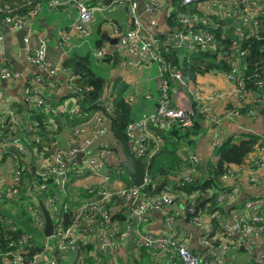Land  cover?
Wrapping results in <instances>:
<instances>
[{"label": "built area", "instance_id": "obj_1", "mask_svg": "<svg viewBox=\"0 0 264 264\" xmlns=\"http://www.w3.org/2000/svg\"><path fill=\"white\" fill-rule=\"evenodd\" d=\"M107 0H46L48 7L60 9L73 8L76 10V18L70 26V31H64L60 35L62 42L70 37L71 31L85 35L87 26L95 20V12L105 9ZM209 2L204 13H178L180 28H174L167 33L165 41L152 33L138 13L136 0H111L108 6H120L127 9L128 21L124 27H116L118 41L114 48L119 54L134 57L138 63L153 62L156 64V82L158 93L155 96V111L138 120L129 121L126 124L124 134L129 142L130 150L135 158L141 159L145 165L143 184L128 186L115 185L110 172L120 169L121 160L114 155L108 142L98 141L108 131L107 120L112 115V101L102 95L99 100L100 109L95 111L92 120V136H83L84 126L75 125L67 132L66 144L56 147L49 155L41 153L35 157L36 172L41 176V182L33 186L30 194L27 211L33 216L32 226L42 231L44 237L40 239L41 248L30 253L28 240L25 235L8 237L6 247H0V264H58L59 256L64 264H85L90 257L91 264H119L121 257V245L129 240L136 245L134 252L139 255L141 248L146 249L151 255L176 256L181 264H226L227 252L231 248H243L249 254L250 264H264V194L249 197L243 200L241 207L232 208L229 213L214 212V216L220 225L219 239L202 235L200 243L205 252L200 254L193 251L187 244L190 230L187 226L181 228L172 227L164 233H152L140 230L141 222L148 220L152 211L163 210L166 206L174 204L176 193L169 185L164 190L147 194L142 188L149 182L147 178V165L151 152L148 150V142L157 141V137L151 132L149 125L156 123L160 127H168L180 122L183 126L191 125L189 114V98L186 90L189 83L182 75L169 67L159 49L168 51L171 48L187 47L192 49L196 45L208 46L213 43L212 34L206 29L209 18L215 14L221 17L233 16L242 19L238 22L235 31L240 37L245 35L244 28L254 32L259 25V16L264 17V0H204ZM202 0H180L181 5L200 4ZM145 12L151 22L162 8L158 0H148L144 4ZM40 11V5L25 16H6L0 23V83H16L20 74L6 66L1 54V47L5 39L6 29H22L28 21ZM117 26V25H115ZM25 44L31 39L28 35L23 38ZM106 52L104 45L93 49L91 53L100 57ZM47 45L42 39H37L36 45L26 50L25 58L36 69L47 74L44 78L41 74H35L33 83L28 82L22 90V99L30 106L45 107L51 114L66 113L65 109L51 107L40 92L37 84L53 86L52 77L57 70L51 68L47 61ZM237 67H232L224 73L226 79L234 81ZM171 81L177 82L181 89L175 91L171 87ZM72 91L77 93L80 88L73 86ZM238 97H242L239 89H235ZM193 94L197 97L196 92ZM6 91L0 87V154L9 155L16 161V167L12 171L11 181L5 186L0 185V198L7 195L9 199L17 196L19 187L23 181L24 171L28 167L34 154L29 143L22 140L11 131L21 128L35 131L36 120H23L18 115L3 107ZM254 101V100H253ZM252 101V102H253ZM256 101V100H255ZM263 102V99H258ZM202 102V101H201ZM258 105H254L257 108ZM77 105L71 112H79ZM201 111L214 122L218 119L212 114L211 107L207 104L201 106ZM238 109L231 111L237 115ZM255 112L248 111V115ZM7 120V124H4ZM9 123L11 125H9ZM82 153L80 163L72 161L78 153ZM121 159V158H120ZM201 165V159L196 155L190 156V165L185 168L182 177L185 181L193 179L194 172ZM264 166V141L260 142L249 157L241 164L229 166L222 179L236 178L249 171V181L255 184L258 181L255 172ZM76 179H93L86 184L82 191L87 197L69 213V205L64 201L68 196V188L71 177ZM263 178V176H260ZM50 182V184H48ZM72 189V187H71ZM229 192L218 195V199L228 198ZM43 196V198H40ZM184 204L181 208L173 209L167 213V223H174L181 219L185 213L195 210V203L188 195L184 196ZM40 200L49 206L53 229L49 236L44 234V218L37 213ZM120 208L127 211L129 219L119 220ZM69 213V220L65 223V214ZM4 220L0 218V223ZM262 222V223H261ZM190 225L199 227L201 219L198 216L190 217ZM261 223V224H260ZM8 230H16V226L8 221ZM219 241V242H217Z\"/></svg>", "mask_w": 264, "mask_h": 264}, {"label": "crops", "instance_id": "obj_2", "mask_svg": "<svg viewBox=\"0 0 264 264\" xmlns=\"http://www.w3.org/2000/svg\"><path fill=\"white\" fill-rule=\"evenodd\" d=\"M110 1L111 0H107L104 2L105 9L103 11L95 12V20L87 26L88 31L85 35L79 34L76 31H71L69 39L65 42L61 41L60 35L64 31H70V26L76 18V10L73 8L60 9L48 7L44 0L40 1V11L32 19H30L26 25L28 29L27 35L31 39L29 43L25 44L23 40L24 37L22 38L23 44L18 41L15 33L21 29L5 30V39L1 47V54L5 60L6 66L20 74L19 80L16 83H0V87L6 91V97L3 103V107L5 109L18 115L23 120H28V115L25 110L35 107L30 106L25 102L27 107L25 108L21 104L24 111L18 112L14 108V104L17 102L21 103V100H23V87H25L28 82L33 83L35 74H41L44 78L47 77V74L44 71L36 69L33 65L28 63L25 58L26 50L31 46L36 45L37 39H42L46 42V57L48 64L51 68H55L57 70L56 75L51 78L53 81L52 87L44 86L41 83L37 84V87L40 92H42L43 97L51 107L65 109L66 113H70L77 107L78 104L76 99L72 95L73 85L71 82H73V80L70 79L72 69L69 67L65 68V60L73 53L85 54L90 52V50H93V48L96 47V43L98 41L106 47V50H111L116 47L118 34L115 31V28L124 27L128 21V15L127 9L124 7L108 6ZM136 1L138 3V13L141 19L144 24L151 29L152 33L156 35L167 34L170 30L174 29L170 28L168 17L175 11H177V14L181 13V10L179 7H176V4L172 3L173 0H158L162 3V8L156 17L155 22L150 21L148 14L144 10V4L148 0ZM208 3L209 2L204 1L200 2V4H196L195 11L190 13H204L207 10ZM227 18L228 20L221 24V29L224 31L228 29L233 30L236 27L235 25L238 23L236 21L233 22V16L229 15ZM160 24L166 26V32H164ZM180 50L185 51L193 49L183 47L180 48ZM92 65L97 71L106 77L107 83L104 94L109 100L107 102L110 103L112 101L111 103L113 105V96L111 95L113 94L121 95L124 101L128 104L129 121L138 120L155 111V96L158 93L156 82L157 69L155 63L151 61L147 63H138L134 57L120 54L114 63L112 59L107 61L93 58ZM188 83L189 90L187 89L186 91H189V93L192 92V94L193 92H196L198 100H200V102L202 101L203 104L209 105L211 107L212 114L218 119L217 122H214L209 118V115L202 113L203 130L196 138V143L190 151V156L196 155L201 159L200 167H205L208 163L213 164L216 162L217 157L213 154L214 148L228 138L239 139L245 133H252L259 136L260 140L258 143L264 141L263 118L260 114V110L264 108V106L254 109L253 112L255 113L252 115L245 113L241 114V112L237 115L231 114L232 110L237 108L240 109V107L250 104L255 99L257 94H254L251 91H243L242 93H244V95H242V97H238L235 93V83L226 79L224 73L219 72L199 74L196 76L194 83ZM171 87H173V90L175 91L181 89L178 83L174 81ZM189 106L192 109L190 99ZM94 113L88 120L77 123V125L81 124L84 126L83 136H92L93 134L92 120L90 121V119ZM72 127L64 128L61 132L54 135L56 140L54 149L58 146L66 144L67 132L72 129ZM107 127L108 131L105 135H102L98 141L108 142L112 147L114 155L118 157L119 160H122L123 153L117 144V139L114 134V130L112 129V121L109 117L107 120ZM35 135L36 134L32 133L33 139L35 138ZM26 143H28V141H26ZM118 148H120L119 151ZM229 166L232 167L234 164ZM15 167L16 161L9 155V153H6L5 155L0 154V185L5 186L11 181L12 171ZM118 171L119 169L117 171H113L112 173L110 172V175L115 182L114 184L117 186H128L125 180L126 178H122ZM183 171L184 169H182L180 175H182ZM124 172L127 174L125 169ZM204 173L205 172L203 170L198 168L195 172V177L203 175ZM255 175L258 177V181L255 184L249 181V171L243 172L238 179H219L221 185L225 186L227 188L226 191L230 193V196L225 199L222 198L219 200L217 197V200L220 201V205H222L221 207L226 210L225 213H229V211L234 207H241L243 200L246 198L264 194V166L256 171ZM260 176H263V178H260ZM127 178L130 180L128 174ZM92 182L93 179H76L75 176L71 177L67 193L68 196L64 200L67 201L69 208H71L72 205H74V208L77 207L87 197L84 192V186ZM170 186L172 187L173 192H177L174 204L166 206L162 211L157 210L149 213L148 220L146 222H141L139 228L140 230L152 233H164L169 231L172 227L181 228L183 226H187L190 230L187 244L192 250L194 249L193 251L203 254L205 249L200 243L201 236L207 235L209 238L221 240L219 222L217 226H214L207 215L201 213L199 214L198 207V214L196 216L201 219V225L199 227H194L189 223L190 217L194 216H190L187 222L184 221L186 213L181 217V219L176 220L174 223H167L165 220L167 213L173 212V209L181 208L185 200L184 194L174 190L172 185ZM81 188L84 189V191H82ZM197 194L198 193L188 196L190 199L195 200V196ZM16 197L18 198V194L14 198ZM11 199H9L7 195H3L0 198V207H9ZM20 202H22L25 206L26 212L29 214H27L28 217L31 216L33 220V216L27 211L29 199H27L26 202L23 200ZM40 203H43V205L48 209L51 217V210L49 206L43 202V200H40L37 205V213L40 212L44 218ZM119 210L121 212L119 214V220L121 222L125 219L128 220L129 216L127 211L125 212L124 208H120ZM31 224L32 222H30V225ZM263 234L264 229L262 231V235ZM40 245L42 246V244ZM135 247L136 245L132 240L122 243L119 264H181L180 260L176 256H161L159 254L153 256L144 248L140 249L139 255L136 256L134 252ZM226 256V264H250L249 254L243 248L233 247L227 252ZM89 262L90 257H87L85 264L92 263ZM58 264H64L60 256Z\"/></svg>", "mask_w": 264, "mask_h": 264}, {"label": "trees", "instance_id": "obj_3", "mask_svg": "<svg viewBox=\"0 0 264 264\" xmlns=\"http://www.w3.org/2000/svg\"><path fill=\"white\" fill-rule=\"evenodd\" d=\"M41 0H0V23L6 16H25L34 8L36 4L41 5ZM46 2V0H44ZM173 4L179 7L180 12L191 14L195 11L196 3L181 5L180 0H173ZM170 28H180L177 11L172 12L169 17ZM259 25L254 32L244 28L245 35L240 37L235 29L226 31L221 29V24L228 20L227 17H221L215 14L209 18L206 29L213 36V43L208 46L196 45L193 50L181 51L179 48H171L168 51L159 49L163 58L170 64L169 67L178 71L183 79L187 82L194 83L196 76L208 72H229L232 67H237L236 77L233 81L236 89L251 91L257 94L254 101L238 109L241 114H248L249 110L258 109L264 106L258 99L264 100V17L259 16ZM233 22L242 23L239 17H233ZM169 33V32H168ZM167 34L157 35L161 41H165ZM102 44L98 41L97 49ZM90 52L85 54L73 53L65 60V68L72 69L70 79L71 84L80 88V91L72 92L73 97L79 106V112L70 113H47L45 108L31 107L27 112V119L36 120L35 131L24 128L18 131H11L17 134L21 139L28 141L34 154L28 167L24 171L23 183L20 186L18 198H12L9 207H0V218L4 220L0 223V247L5 248L8 237H19L25 235L28 240V249L32 253L41 248V240L44 235L42 231L34 228L30 222L32 217H28L26 208L22 202H26L32 194L33 186L41 182V176L36 172L35 157L41 153L44 156L49 155L56 143L54 135L61 132L64 128H71L90 118V116L100 109L99 98L104 95L107 83L106 77L97 71L92 65V59H102L113 63L119 57V53L112 48L96 57ZM173 82L171 81V85ZM242 90V91H241ZM188 93L191 101V125L183 126L180 122L174 123L168 127H160L156 123H151L149 128L157 141L148 142L147 152H151L147 165V178L149 182L142 188L147 194H155L164 190L167 186L172 185L173 189L184 195L195 196V206L199 207V214L207 215L214 226L218 221L214 212L220 211L225 213L221 207L218 195L224 193L227 188L222 186L219 179L227 172L229 165L243 163L248 155L255 150L259 144V136L252 133H245L239 139L228 138L220 145L215 146L213 154L217 160L213 164L202 166L200 170L205 173L193 179L185 181L180 175L182 169L185 170L190 165V151L196 143V138L202 132V111L203 105L194 94ZM120 94V93H118ZM113 111L109 115L112 121V129L115 134L117 124V115L123 117V132L129 121V106L121 95H113ZM256 100V101H255ZM254 105H258L254 108ZM18 112L24 111L20 102L14 104ZM230 108V107H227ZM4 124H7V120ZM9 125H11L9 123ZM72 127V128H73ZM32 133L36 134L33 139ZM116 136V135H115ZM157 146V147H156ZM156 147V148H155ZM122 178H126L128 185L132 184L127 178L123 168L118 171ZM29 184V185H28ZM50 184V182H48ZM28 185V186H27ZM80 190V189H79ZM43 198V196H40ZM74 209L72 205L69 213ZM69 213L65 214V223L69 220ZM28 214V215H27ZM16 226V230H8V221ZM143 249V248H141ZM194 250V249H193Z\"/></svg>", "mask_w": 264, "mask_h": 264}, {"label": "water", "instance_id": "obj_4", "mask_svg": "<svg viewBox=\"0 0 264 264\" xmlns=\"http://www.w3.org/2000/svg\"><path fill=\"white\" fill-rule=\"evenodd\" d=\"M161 28L165 31L166 26L161 25ZM27 27L19 30L17 33H15L16 37L18 38V41L23 44L22 38L27 35ZM44 74V73H43ZM21 104L26 108L27 104L25 101L21 100ZM117 115V124L115 127V135L117 139V144L122 150L123 153V159L121 160V166L126 170L131 182L134 185L141 186L143 184V179L145 176V170L146 165L145 163L139 159L135 158L133 153L130 150L129 142L123 132V117L115 112ZM260 114L263 118V128H264V108L260 110ZM82 156V153H78L75 157L72 158V161L80 163V157ZM41 210L44 214L45 224H44V234L46 236H49L52 233L53 224L52 219L49 215L48 209L43 205V203H40ZM198 214V206H196L195 211L193 213H186V216L184 218V221H188L190 216H196ZM195 229V228H194Z\"/></svg>", "mask_w": 264, "mask_h": 264}, {"label": "rangeland", "instance_id": "obj_5", "mask_svg": "<svg viewBox=\"0 0 264 264\" xmlns=\"http://www.w3.org/2000/svg\"><path fill=\"white\" fill-rule=\"evenodd\" d=\"M32 34V33H31ZM30 36V35H29ZM31 37V36H30ZM32 38V37H31ZM120 150V148H118V151ZM120 154L122 155V153L120 152ZM121 157V156H120Z\"/></svg>", "mask_w": 264, "mask_h": 264}]
</instances>
